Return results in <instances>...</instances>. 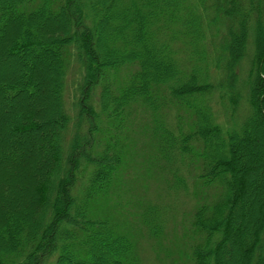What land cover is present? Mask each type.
I'll use <instances>...</instances> for the list:
<instances>
[{
    "label": "trees",
    "instance_id": "1",
    "mask_svg": "<svg viewBox=\"0 0 264 264\" xmlns=\"http://www.w3.org/2000/svg\"><path fill=\"white\" fill-rule=\"evenodd\" d=\"M142 250L264 264V0H0V264Z\"/></svg>",
    "mask_w": 264,
    "mask_h": 264
},
{
    "label": "rangeland",
    "instance_id": "2",
    "mask_svg": "<svg viewBox=\"0 0 264 264\" xmlns=\"http://www.w3.org/2000/svg\"><path fill=\"white\" fill-rule=\"evenodd\" d=\"M13 59V58H12ZM12 59H10V62H13V60ZM142 141V140H141ZM140 141V142H141ZM139 148H140V155H144V154H146V153H149V152H152V149H151V147L149 146V147H147V146H144V144L142 143V144H140L139 145ZM143 166V165H142ZM143 169L144 170H146L147 168L146 167H144L143 166ZM137 186H139V184H136ZM143 185H144V188H139L138 187V190H136V191H138V195L139 196H142L143 198H145V199H151L152 197H153V195L155 194V192H156V187H157V185H158V183L157 182H155L153 179L152 180H150V182L148 183V184H145L144 182H143ZM145 199H143V201L146 203V201H145ZM152 200V199H151ZM190 204H192V201H190L189 202ZM180 208H181V206H180ZM141 244H143L144 246H145V242H141ZM173 249L175 250V251H177V250H179L180 248H179V246H173ZM171 252H173V251H171ZM154 255V254H153ZM164 255H168V250H166L165 252H164ZM142 257H143V261H144V264H152L153 262H152V260H153V256H152V259H151V256L148 254V253H146V251L145 250H142ZM169 261H170V258H167Z\"/></svg>",
    "mask_w": 264,
    "mask_h": 264
}]
</instances>
